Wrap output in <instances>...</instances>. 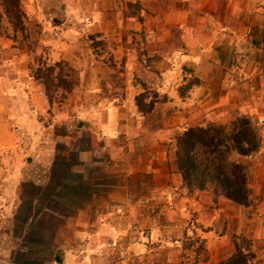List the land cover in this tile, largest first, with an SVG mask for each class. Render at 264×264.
Masks as SVG:
<instances>
[{
	"label": "rangeland",
	"instance_id": "obj_1",
	"mask_svg": "<svg viewBox=\"0 0 264 264\" xmlns=\"http://www.w3.org/2000/svg\"><path fill=\"white\" fill-rule=\"evenodd\" d=\"M22 2L38 42L36 52L29 51L24 43L0 36V78L12 77V71L8 76L6 72L14 60L24 70L18 77L26 83L33 82L37 90L41 86L45 94L44 86L34 80L38 58L42 56L50 64L60 61L71 64L80 73V84L61 102L54 101L51 105L46 97L49 103L46 109L34 116L31 114L35 109L29 88L14 94L12 89L2 91L0 86V111L7 100L11 113L17 112L16 115L21 114L27 119L11 123L0 134L2 166L3 163L13 166L16 157L27 162L28 151L40 137V144H45L48 139L52 142L54 137L52 144L59 152L67 143L73 147L84 128L81 121H85L86 111H97L107 99L126 93L135 97L145 93L149 100L157 96L160 102L155 108L159 105V109L167 111L165 103L173 97L172 94L188 101L192 93H203L200 88L208 79L222 82V75L216 76L215 72L221 73L223 66L230 68L223 72L225 78L229 74L228 84L235 91L236 98L252 97L250 86L245 88L247 81L251 85L254 83L248 72L252 62L250 57L256 51L264 52V43L256 40L254 27L250 29L249 26L239 42L225 38L224 34H220L216 42L212 41L214 22L228 19L225 17V1H214L216 5L220 2L217 13L212 4H206V0ZM213 67L218 68L214 71ZM197 79L200 81L198 85ZM224 83L227 87L226 81ZM226 91L227 88L222 90L223 93ZM212 94L214 91L208 90L206 96ZM176 100L173 97L172 102ZM242 115L251 119L262 139L261 148L255 155L238 158L248 168L252 191L250 205H236L210 191L189 194L181 185L177 193L201 202L204 208L202 220L196 212H186L178 217L172 209H158L148 221L149 226L155 222L158 233L154 234L147 226L136 229L134 234L122 235L115 247L114 264H219L235 253L236 246L251 249L257 255L258 264H264V256L260 257L256 249L259 247L264 251V245L257 246L255 242L264 202V117L240 114L235 109L225 124L209 122L203 127L221 124L231 131L233 121ZM8 134L11 137L4 138ZM81 141L86 144L84 139ZM14 172L5 169L0 172V192L8 189L2 185L8 183L6 179ZM178 177H173V181L181 182ZM21 219L14 224L17 225L14 233L1 235L0 248L11 244L9 236L19 235L16 232L23 223ZM131 247L135 249H129ZM126 251L128 256L124 257ZM144 255L150 257L149 263L140 259Z\"/></svg>",
	"mask_w": 264,
	"mask_h": 264
},
{
	"label": "crops",
	"instance_id": "obj_2",
	"mask_svg": "<svg viewBox=\"0 0 264 264\" xmlns=\"http://www.w3.org/2000/svg\"><path fill=\"white\" fill-rule=\"evenodd\" d=\"M214 1L206 0V4H212L217 13L221 0L217 5ZM224 1L228 19L214 22L212 41L224 34L239 42L249 26L254 27L256 40L264 43V0ZM250 58L248 72L254 83L247 81L245 88L250 86L252 97L236 98L228 84L229 74L224 77V69L230 68L223 66L221 73L215 72L222 75V82L208 79L200 88L203 93H192L188 101L172 94L177 100L172 102L171 97L165 103L167 111L158 105L144 115L138 111L136 97L129 93L107 99L97 111H86L85 121H81L84 128L73 147L67 143L59 152L52 144L54 137L45 144H40V137L28 151L27 162L16 157L13 166L1 164L0 172L16 171L2 185L8 189L0 192V241L1 235L14 233L18 218L22 217L23 223L16 232L19 235L9 236L11 244L0 248V264H114L118 239L149 226L158 209L167 207L178 217L196 212L202 220L201 202L177 193L181 182L172 179L179 176L174 172L172 143L185 128L209 122L225 124L235 109L240 114L264 117V52L256 51ZM11 71L12 77L0 78L1 90L12 89L17 94L29 88L35 109L31 114L44 111L49 103L41 86L37 90L33 82L19 78L23 66L14 60L6 76ZM208 90L214 91L213 96H206ZM5 101L0 111V134L11 123L27 121L21 114L11 113L9 101ZM260 213L257 246L264 245V202ZM155 225L152 221L149 227L157 234ZM258 248L263 257L264 251ZM140 259L149 263L150 257Z\"/></svg>",
	"mask_w": 264,
	"mask_h": 264
},
{
	"label": "trees",
	"instance_id": "obj_3",
	"mask_svg": "<svg viewBox=\"0 0 264 264\" xmlns=\"http://www.w3.org/2000/svg\"><path fill=\"white\" fill-rule=\"evenodd\" d=\"M0 36L24 43L29 51L36 52L38 42L22 0H0ZM34 80L44 86L45 96L52 105L79 86L80 73L66 61L50 64L41 56ZM199 83L197 79L196 85ZM135 101L138 111L144 115L152 113L160 102L157 96L149 100L145 93L139 94ZM261 145L262 139L246 115L233 121L231 131L221 124L188 127L176 135L172 153L174 172L189 194L210 191L248 207L252 198L248 168L238 158L255 155ZM219 264H258V261L254 251L236 246L235 253Z\"/></svg>",
	"mask_w": 264,
	"mask_h": 264
},
{
	"label": "built area",
	"instance_id": "obj_4",
	"mask_svg": "<svg viewBox=\"0 0 264 264\" xmlns=\"http://www.w3.org/2000/svg\"><path fill=\"white\" fill-rule=\"evenodd\" d=\"M117 246V245H116ZM124 257H127L128 256V252L126 251V252H124Z\"/></svg>",
	"mask_w": 264,
	"mask_h": 264
}]
</instances>
